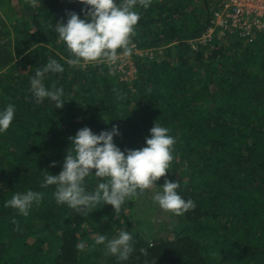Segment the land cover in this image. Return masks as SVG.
<instances>
[{"label": "trees", "instance_id": "1", "mask_svg": "<svg viewBox=\"0 0 264 264\" xmlns=\"http://www.w3.org/2000/svg\"><path fill=\"white\" fill-rule=\"evenodd\" d=\"M31 1L30 22L13 26V38L1 32L7 43L0 45V110L12 104L16 111L0 132V264H120L95 241L111 236L105 222L130 231L135 223L126 209L135 198L118 212L101 204L77 213L56 203L55 186H41L43 172L62 171L69 138L84 127L99 134L117 126L114 143L123 151L142 148L155 123L176 140L169 173L156 186L174 179L196 207L167 238L148 242L130 231L135 251L125 264H264V35L247 44L231 38L228 45L193 48L189 42L205 32L223 2L151 0L149 8L136 9L141 19L131 39L155 57L132 56L136 76L129 84L106 65L66 63L70 52L53 24L66 22L68 13L84 19L85 4ZM49 59L65 68L43 81L64 89L59 109L47 98L37 103L30 90L35 70ZM96 179L86 178L88 191ZM27 190L43 193L27 217L4 206Z\"/></svg>", "mask_w": 264, "mask_h": 264}, {"label": "clouds", "instance_id": "2", "mask_svg": "<svg viewBox=\"0 0 264 264\" xmlns=\"http://www.w3.org/2000/svg\"><path fill=\"white\" fill-rule=\"evenodd\" d=\"M87 6L81 19L76 13H68L66 22L53 24L58 39L66 45L70 58L66 63L78 67L82 63L110 62L116 63L119 56H131L133 47L131 37L135 26L141 19L137 8L147 9L151 0H80ZM84 10H82L83 12ZM64 66L56 59L35 70L30 80V90L37 103L46 98L55 102L56 109L65 103L64 89L53 85L46 87L44 78L48 73H63ZM15 106L9 104L0 110V132L8 130L15 116ZM118 127L113 125L110 131L95 134L88 127L77 131L70 137L71 147L67 149L62 171L52 175L44 171L42 187L55 186L54 198L58 205H66L77 213L90 214L99 205H110L118 212L126 201L143 196L146 190L159 188L152 193V200L159 208L174 216H182L194 210L193 200H185L178 192L180 183L164 180L163 187L156 182L169 173V166L174 160L173 151L176 143L170 135V129L155 123L150 129V138L139 149L121 150L114 137L119 136ZM51 166H55V162ZM93 170L94 174H93ZM96 179L94 191H88L85 180ZM43 193L33 190L14 193L4 202L18 214L27 217L34 204H39ZM13 223H17L13 221ZM104 244L106 254L125 264L132 257L134 237L130 231H120L118 236L106 239L101 234L95 241ZM84 250L85 243L78 245ZM140 253L147 256V249ZM155 264V262H154Z\"/></svg>", "mask_w": 264, "mask_h": 264}, {"label": "rangeland", "instance_id": "3", "mask_svg": "<svg viewBox=\"0 0 264 264\" xmlns=\"http://www.w3.org/2000/svg\"><path fill=\"white\" fill-rule=\"evenodd\" d=\"M213 2H215L214 4L217 5L220 2H224V0H213ZM35 8L36 5L31 0H0V45H4L5 43H7V37L5 34L2 35V30L4 29L11 33L10 37L8 36V38H13L15 32V28L13 29V26L15 27L17 23H29V20L32 13L35 11ZM230 40L231 37L228 35V37H224V39H220L218 41L215 40L208 47L213 48L216 43H223L225 45H228L233 42ZM242 43L247 44V42ZM143 57L151 59L155 57V53L152 51L149 55ZM128 58L129 59L120 57L121 60L125 59V61L117 60L115 65H108L106 64L108 63L107 61L97 62V65L103 64L110 67L116 73L118 80L122 81L121 78L124 75H120L117 72L118 67L128 65V63L131 65H135L134 58L132 59L131 56H128ZM87 65H89V63H82L81 67L84 68ZM133 80L129 81L128 83L131 84ZM168 180L173 181L174 179L168 178ZM160 190L161 189L155 188L149 189L144 196L134 199V205L132 208L126 209V214L129 220L132 223H135L134 225H132L130 231L134 234L144 237L148 242H153L160 238L169 237V235L173 232L174 226L180 222V216L177 217L172 215L171 213L162 211L159 206L152 200V193ZM104 226L107 230V233L111 235L110 237H108V240L118 236L119 232L123 231V227H121L119 230L114 222H105ZM101 262L103 263V260H101Z\"/></svg>", "mask_w": 264, "mask_h": 264}, {"label": "built area", "instance_id": "4", "mask_svg": "<svg viewBox=\"0 0 264 264\" xmlns=\"http://www.w3.org/2000/svg\"><path fill=\"white\" fill-rule=\"evenodd\" d=\"M262 34L264 35V0H224L220 9L214 13L205 32L189 43L193 48L198 45L205 47L228 35L241 42L252 43L257 36ZM132 47L131 57H143L152 52L151 50H138L134 45ZM120 57L125 56L118 58L120 61H125ZM106 64L115 65L110 62ZM117 72L124 75L121 78L122 82L128 83L135 79L136 66L128 63V65L118 67Z\"/></svg>", "mask_w": 264, "mask_h": 264}]
</instances>
